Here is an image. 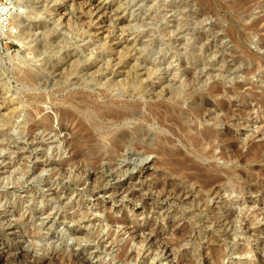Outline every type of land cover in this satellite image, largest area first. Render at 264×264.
<instances>
[{
    "label": "rangeland",
    "instance_id": "rangeland-1",
    "mask_svg": "<svg viewBox=\"0 0 264 264\" xmlns=\"http://www.w3.org/2000/svg\"><path fill=\"white\" fill-rule=\"evenodd\" d=\"M92 1L0 0V264H264V0Z\"/></svg>",
    "mask_w": 264,
    "mask_h": 264
},
{
    "label": "bare ground",
    "instance_id": "bare-ground-1",
    "mask_svg": "<svg viewBox=\"0 0 264 264\" xmlns=\"http://www.w3.org/2000/svg\"><path fill=\"white\" fill-rule=\"evenodd\" d=\"M9 1H10V0H9ZM67 1H69V2H71V3L85 1L86 3H88L89 6L94 7L96 11H102V10H104V7H103L102 4H101L100 2H98V1H92V0H67ZM65 2H66V1H65ZM11 4H12V2H11ZM14 4H15V3H14ZM12 6H13V5H12ZM15 7H16V6H15ZM17 7H18V6H17ZM16 15H17V14H16ZM13 16H14V15H13ZM15 17H16V16H15ZM99 21H100V20H99ZM29 27H30V26H29ZM29 27H28V28H29ZM103 27H104V26H103ZM30 28H31V27H30ZM32 29H33V28H32ZM101 29H102V28H100V30H101ZM8 30H9V29H8ZM98 30H99V29H98ZM10 33H12V32L8 31V32H3V33H2V31H1V29H0V36H7V35L9 36ZM17 36H18V35H17ZM13 38H14V37H13ZM0 49H1V47H0ZM28 74H29V73H28ZM26 75H27V74H26ZM30 76L32 77V75H29V76L27 75L26 77L24 76V77H25V78H24V79H25V82H28V83L32 82V81H31L32 79H31ZM22 79H23V78H22ZM33 84H34V83H33ZM28 85H29V84H28ZM31 85H32V84H31ZM37 86H38V84H37ZM38 88H39V87H38ZM1 94H3V93H1ZM156 94H157V93H156ZM42 95H43V94H42ZM154 95H155V94H154ZM152 96H153V95H152ZM154 97H155V96H154ZM36 100H37V99H36ZM45 100H46V99H45ZM63 100H64V99H63ZM39 101H40V100H39ZM65 101H66V100H65ZM66 103H67V102H66ZM67 104H68V103H67ZM85 105L87 106V103H86ZM89 105H90V104H89ZM93 105H94V104H93ZM81 106L84 107V105H81ZM86 106H85V108L87 109L88 106H87V107H86ZM107 106H108V105H107ZM94 107H95V106H94ZM94 107H93V108H94ZM96 107L98 108L97 105H96ZM96 107H95V108H96ZM134 107H135V106H134ZM35 108H36V107H35ZM117 108H118V106H117ZM126 108H127V106H126ZM132 108H133V107H132ZM102 109H103V108H102ZM114 109H115V108H114ZM118 109H119V108H118ZM122 109H123V107H122ZM129 109H131V108H129ZM129 109H128V110H129ZM135 109H136V108H135ZM135 109H134V111H136L138 108H137L136 110H135ZM82 110H83V109H82ZM94 110H95V109H93V111H94ZM96 110H97V109H96ZM98 110H99V109H98ZM100 110H101V109H100ZM105 110H106V109H105ZM108 110H110V109H108ZM108 110H107V111H108ZM111 110H112V109H111ZM116 110H117V109H115V111H116ZM125 110H127V109H125ZM125 110H124V111H125ZM128 110H127V111H128ZM131 110H132V109H131ZM127 111H126V112H127ZM173 111H174V110H173ZM94 112H95V111H94ZM94 112H91V115H92ZM104 112H105V111H104ZM131 112H133V110H132ZM149 112H150V111H149ZM151 112H152V111H151ZM174 112H175V111H174ZM31 113H32V112H31ZM87 113H88V112H87ZM98 113H99V112H97V114L94 113V114L97 115L96 117L99 116ZM101 113H102V111H101ZM121 113H122V112H113L114 116L111 114L113 117H111V115H109V114H108V115L111 117V119H112L113 122H114V121H117L118 119H121V118H119V117H121V115H122ZM32 114H33V113H32ZM88 114H89V113H88ZM99 114H100V113H99ZM105 114H106V113H105ZM124 114H125V113H124ZM154 114H155V113H154ZM33 115H34V114H33ZM106 115H107V114H106ZM170 115H171V114H170ZM174 115H175V114H174ZM94 116H95V115H94ZM100 116L102 117V115H100ZM175 116H176V115H175ZM105 117H107V116H105ZM105 117H103V118L105 119ZM123 117H124V116H123ZM123 117H122V119H123ZM46 118H47V117H46ZM94 118H95V117H94ZM166 118H167V117H166ZM97 119H98V118H97ZM101 119H102V118H100V120H101ZM108 119H109V117H108ZM108 119H107V121H111V120H108ZM122 119H121V121H122ZM158 119H159V118H158ZM174 119H175V117H174ZM148 120H149V119H148ZM92 121H93V120H92ZM161 121H162V120H161ZM173 121H174V120H173ZM96 122H98V120H97ZM96 122L94 121L95 124H96ZM99 122H100V121H99ZM117 122H118V121H117ZM100 123H101V122H100ZM101 125H103V123H101ZM106 125H107V124H106ZM110 125H112V123H110ZM113 125H115V124H113ZM93 126H95V125H93ZM99 126H100V124H99ZM108 126H109V125H108ZM108 126H106V127H108ZM20 127H21V126H20ZM104 127H105V126H104ZM106 127H105V128H106ZM96 128H97V127H96ZM98 128H99V127H98ZM107 129H109V128H106L105 130H107ZM111 129H112V128H111ZM111 129H109V130H111ZM99 130H101V129H99ZM105 130L103 129V131H105ZM42 131H43V130H42ZM101 131H102V130H101ZM103 131H102V132H103ZM111 131H112V130H111ZM111 131H109V132L111 133ZM113 131H114V130H113ZM105 132H106V131H105ZM107 132H108V131H107ZM115 132L118 133V134L120 133V132H117L116 130H115ZM112 133H113V132H112ZM113 134H114V133H113ZM113 134H112V137H113ZM118 134H117V135H118ZM109 136H111V135H109ZM112 137H111V140H112ZM116 137H117V136H116ZM118 137H119V136H118ZM118 137H117V138H118ZM109 138H110V137H109ZM203 138H204V137H203ZM115 140H116V138H115ZM115 140H114V141H115ZM119 140H120V139H119ZM119 140H118V141H119ZM108 143H109V142H108ZM110 144H111V143H110ZM113 144H114V143H113ZM117 144H119V143L117 142ZM114 145H116V144H114ZM110 146H113V145H110ZM113 147L115 148V146H113ZM117 147H119V145H117ZM115 150H116V149H115ZM117 150H118V149H117ZM101 225H102V224H101ZM122 252H123V251H122ZM119 256H120V254H119Z\"/></svg>",
    "mask_w": 264,
    "mask_h": 264
},
{
    "label": "built area",
    "instance_id": "built-area-1",
    "mask_svg": "<svg viewBox=\"0 0 264 264\" xmlns=\"http://www.w3.org/2000/svg\"><path fill=\"white\" fill-rule=\"evenodd\" d=\"M11 8L10 4L0 2V28L3 32L9 31V27L6 26L8 22L6 21L8 20L7 17L11 15Z\"/></svg>",
    "mask_w": 264,
    "mask_h": 264
}]
</instances>
